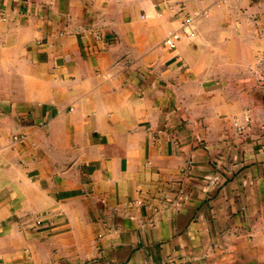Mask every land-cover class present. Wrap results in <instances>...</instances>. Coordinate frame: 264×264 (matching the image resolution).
Masks as SVG:
<instances>
[{
  "label": "crops",
  "instance_id": "0c3cea01",
  "mask_svg": "<svg viewBox=\"0 0 264 264\" xmlns=\"http://www.w3.org/2000/svg\"><path fill=\"white\" fill-rule=\"evenodd\" d=\"M0 264H264V0H0Z\"/></svg>",
  "mask_w": 264,
  "mask_h": 264
},
{
  "label": "built area",
  "instance_id": "2783aa9c",
  "mask_svg": "<svg viewBox=\"0 0 264 264\" xmlns=\"http://www.w3.org/2000/svg\"><path fill=\"white\" fill-rule=\"evenodd\" d=\"M165 44L168 45V46H171L172 45V39L171 38L166 39L165 40ZM246 120H247V118H246ZM192 166H193V162H192V160H189L188 161V166H187L188 170H190ZM183 197H184L183 191L179 190L178 196H177V201L182 200Z\"/></svg>",
  "mask_w": 264,
  "mask_h": 264
}]
</instances>
